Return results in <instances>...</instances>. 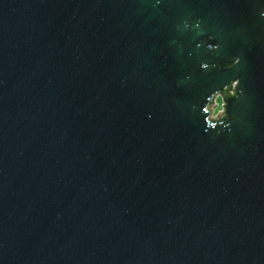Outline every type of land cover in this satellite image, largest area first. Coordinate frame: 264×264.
Listing matches in <instances>:
<instances>
[{
    "label": "water",
    "instance_id": "water-1",
    "mask_svg": "<svg viewBox=\"0 0 264 264\" xmlns=\"http://www.w3.org/2000/svg\"><path fill=\"white\" fill-rule=\"evenodd\" d=\"M0 264H264V0H0Z\"/></svg>",
    "mask_w": 264,
    "mask_h": 264
},
{
    "label": "rangeland",
    "instance_id": "rangeland-1",
    "mask_svg": "<svg viewBox=\"0 0 264 264\" xmlns=\"http://www.w3.org/2000/svg\"><path fill=\"white\" fill-rule=\"evenodd\" d=\"M221 103L222 101L218 98L216 99V105L214 106V110H213V113H212V116H216L217 112L221 111Z\"/></svg>",
    "mask_w": 264,
    "mask_h": 264
},
{
    "label": "clouds",
    "instance_id": "clouds-1",
    "mask_svg": "<svg viewBox=\"0 0 264 264\" xmlns=\"http://www.w3.org/2000/svg\"><path fill=\"white\" fill-rule=\"evenodd\" d=\"M229 67H231V65H229Z\"/></svg>",
    "mask_w": 264,
    "mask_h": 264
},
{
    "label": "flooded vegetation",
    "instance_id": "flooded-vegetation-1",
    "mask_svg": "<svg viewBox=\"0 0 264 264\" xmlns=\"http://www.w3.org/2000/svg\"><path fill=\"white\" fill-rule=\"evenodd\" d=\"M216 99H218V98H216ZM220 99V98H219Z\"/></svg>",
    "mask_w": 264,
    "mask_h": 264
}]
</instances>
